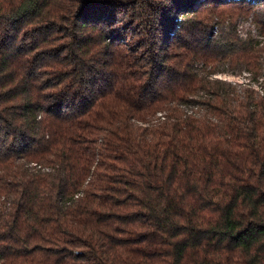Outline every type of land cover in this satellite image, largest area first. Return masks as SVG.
<instances>
[{"label": "trees", "instance_id": "obj_1", "mask_svg": "<svg viewBox=\"0 0 264 264\" xmlns=\"http://www.w3.org/2000/svg\"><path fill=\"white\" fill-rule=\"evenodd\" d=\"M165 1L0 0V264H264V14Z\"/></svg>", "mask_w": 264, "mask_h": 264}, {"label": "rangeland", "instance_id": "obj_2", "mask_svg": "<svg viewBox=\"0 0 264 264\" xmlns=\"http://www.w3.org/2000/svg\"><path fill=\"white\" fill-rule=\"evenodd\" d=\"M252 2L256 3L258 7L256 8V12H259L260 14H264V0H251ZM165 7L170 5V0L165 1ZM174 17L181 18V15L179 14V10L175 11ZM123 20L120 22L117 26H122L124 23H127L129 21V18L122 17ZM236 28L237 32L240 37L247 38L249 35H251L253 38L259 41L260 46L264 48V36L260 33V25L257 21V18L251 14L249 17H241L236 21ZM172 29V30H171ZM173 26L169 28V31H173ZM168 31V32H169ZM215 35L218 34V30L214 32ZM214 35V36H215ZM139 42V39L137 40ZM198 68L202 67L201 64H197ZM242 68H247L245 65H238V66H232L229 62H222L217 67L216 70H219L220 72H239ZM219 79L226 80L225 82H239V77H229L226 75H220L218 76Z\"/></svg>", "mask_w": 264, "mask_h": 264}, {"label": "built area", "instance_id": "obj_3", "mask_svg": "<svg viewBox=\"0 0 264 264\" xmlns=\"http://www.w3.org/2000/svg\"><path fill=\"white\" fill-rule=\"evenodd\" d=\"M229 77H235V76H229ZM240 81H241V80H240ZM240 81H239V82H240Z\"/></svg>", "mask_w": 264, "mask_h": 264}]
</instances>
